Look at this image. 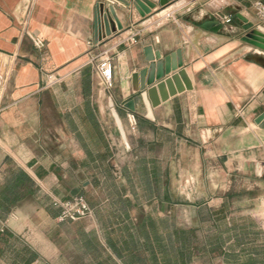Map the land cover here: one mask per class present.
<instances>
[{"label": "crops", "instance_id": "crops-1", "mask_svg": "<svg viewBox=\"0 0 264 264\" xmlns=\"http://www.w3.org/2000/svg\"><path fill=\"white\" fill-rule=\"evenodd\" d=\"M148 1L156 8L142 19L116 0H0V190L12 171L33 184L0 218V232L30 249L33 264H84L76 231L82 223L104 245L95 215L62 223L52 213L76 189L78 197L109 205L108 175L116 197L129 200L132 219L185 206L195 210V223H176L197 228L199 212L257 189L264 224V130L255 124L264 113V52L246 42L244 30L246 23L262 27L253 6L264 0ZM99 14L111 35L95 45ZM210 21L222 29H204ZM147 47L162 57L179 51L190 90L156 107L134 92L132 76L144 67ZM103 52L111 59V89L95 70ZM123 155L129 157L119 163ZM155 177L162 199H149L145 181ZM237 181L246 193L236 192Z\"/></svg>", "mask_w": 264, "mask_h": 264}, {"label": "trees", "instance_id": "trees-1", "mask_svg": "<svg viewBox=\"0 0 264 264\" xmlns=\"http://www.w3.org/2000/svg\"><path fill=\"white\" fill-rule=\"evenodd\" d=\"M157 178L145 181L149 199H162L161 182ZM114 179L108 175L103 182L109 205H101L99 198L90 194L79 196L95 215L104 241L102 245L94 232L85 234L84 223L77 225L84 264H195L199 261L264 264V233L251 218L233 216L234 196L227 197L217 211L199 212V226L186 228L178 225L172 215L160 214L156 209L132 219L127 212L129 200L115 195ZM32 187L24 173L12 171L0 190V218L9 213L23 194H32ZM60 213L59 207L52 215L59 217ZM67 222L72 221L62 223ZM4 257L7 264H33L37 259L11 234L0 232V259Z\"/></svg>", "mask_w": 264, "mask_h": 264}, {"label": "water", "instance_id": "water-1", "mask_svg": "<svg viewBox=\"0 0 264 264\" xmlns=\"http://www.w3.org/2000/svg\"><path fill=\"white\" fill-rule=\"evenodd\" d=\"M122 3L126 7H132L136 10L138 15L145 19L150 16L151 10L156 8V4L148 0H116ZM172 0H159L158 5L160 7L166 6ZM100 10L103 8L100 6ZM101 12V11H100ZM111 17L116 23V27L121 31V27L117 22L114 14L113 7H109ZM245 23V20H243ZM103 25L104 32L101 30ZM203 28L212 32H218L222 29V25L218 21L206 22ZM244 30L248 31L246 36V42L253 46L255 49L264 52V27H258L253 29L252 24H245ZM111 35L109 20L106 15H98L96 21V35L95 43L100 42L104 37ZM144 67L132 76L133 90L144 94L147 101L152 107H156L165 102L169 97L174 96L176 93H180L183 90H190V84L180 69L182 67L181 55L179 51L171 54L168 57H162L159 53L153 52L152 48L144 49ZM2 60L0 57V75L3 73V69L6 63V58ZM135 82L138 83V87L135 89ZM126 108L133 112L134 102L129 101L126 104ZM255 124L264 130V113L257 118ZM79 190H73L71 192L72 197H77Z\"/></svg>", "mask_w": 264, "mask_h": 264}, {"label": "built area", "instance_id": "built-area-1", "mask_svg": "<svg viewBox=\"0 0 264 264\" xmlns=\"http://www.w3.org/2000/svg\"><path fill=\"white\" fill-rule=\"evenodd\" d=\"M253 8L255 16L262 23V27H264V4L257 2L254 4ZM223 21L229 22V19L225 17ZM133 41L134 39H132V42ZM98 43H95V45H97ZM95 70L97 75L101 79L103 86L106 89H111L113 74L111 59L107 52H103L102 54H100ZM54 205L61 208V213L58 217V221L60 222L93 218V212L90 210L85 201L78 196L62 202H55Z\"/></svg>", "mask_w": 264, "mask_h": 264}, {"label": "rangeland", "instance_id": "rangeland-1", "mask_svg": "<svg viewBox=\"0 0 264 264\" xmlns=\"http://www.w3.org/2000/svg\"><path fill=\"white\" fill-rule=\"evenodd\" d=\"M129 156L123 155L120 159L119 163L125 162L128 159ZM201 182H199L200 184ZM242 182H236L235 183V189L236 192H245L244 191L247 187V185L243 187L241 184ZM179 190L178 182H176V185L173 186V190L175 189ZM201 188V187H200ZM244 188V189H243ZM193 190H197L198 192H201V189H198L195 187ZM250 195H238L233 200V210H234V217H242L244 215L252 214L254 217L255 222L258 225H261L262 229L264 230V224H261L260 221V201H259V192L257 189H253L252 191H248ZM172 215L174 216L176 222L178 224L182 225H193L196 221V213L195 210L192 207H185V206H179L175 207L172 211ZM195 264H217L216 262L211 261H199Z\"/></svg>", "mask_w": 264, "mask_h": 264}]
</instances>
